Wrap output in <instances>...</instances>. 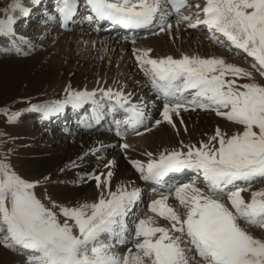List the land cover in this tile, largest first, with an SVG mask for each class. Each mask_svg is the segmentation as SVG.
Returning <instances> with one entry per match:
<instances>
[{
    "label": "snow or ice",
    "instance_id": "obj_1",
    "mask_svg": "<svg viewBox=\"0 0 264 264\" xmlns=\"http://www.w3.org/2000/svg\"><path fill=\"white\" fill-rule=\"evenodd\" d=\"M83 4L90 11L85 17L89 22L109 21L128 29L155 26L170 32L172 16L177 25H203L210 41L251 57V68L264 78V0H204L202 7L195 4V13L187 14L182 9L193 7L188 0H83ZM79 6L80 0H57L61 26L75 17ZM17 11L27 15L29 9L13 0L5 8L6 18L0 19V37L16 38L12 13ZM151 52L134 49L133 55L156 100L162 102V119L150 121L142 97L133 102L131 93L110 87L88 91L69 86L63 100L31 110L47 117L66 105L77 109L90 103L99 123L106 101L108 114H124L123 119L113 117L115 135L121 139L128 131L140 135L141 127L150 131L149 122L153 127L167 122L175 129L173 117L181 109L214 112L235 126L231 134L217 126L197 144L180 141L177 148L156 157L146 153V162L129 161L142 181L161 184L171 173L190 171L202 178V186L194 182L169 186L147 206L167 223L160 225L153 216L133 217L130 227L128 217L140 189L117 185L112 190L114 160L105 165L106 173L88 177L95 181L96 200L59 204L49 199L45 204L34 192L39 181L24 179L0 158V247L22 252L21 264H264V236L251 231L264 232V189L252 191L247 200L241 195L264 179V84L222 57L152 58ZM240 78L248 82L238 83ZM18 115L8 114V122ZM169 197L178 204L169 205ZM120 246H125L123 251Z\"/></svg>",
    "mask_w": 264,
    "mask_h": 264
},
{
    "label": "rangeland",
    "instance_id": "obj_2",
    "mask_svg": "<svg viewBox=\"0 0 264 264\" xmlns=\"http://www.w3.org/2000/svg\"><path fill=\"white\" fill-rule=\"evenodd\" d=\"M27 1L28 0H21L23 4ZM197 2L202 7L204 0H190V4H192L193 7H185L184 11H182L185 14L188 13L189 9L197 11V8L195 7ZM11 3H13V0H0V19L6 18L7 14L5 13V8ZM17 14L18 11L12 13V15L16 18L18 17V21H16L13 25L16 38L8 39L0 37V158H6L11 163L14 170L24 179L29 180L30 182L39 181L34 189V192L45 204H48L49 199L59 204H75L77 201H89L88 198H90L91 195L98 198L97 188L89 186V188L91 187L92 189H84V187L88 185L87 180L72 178V176L80 178L84 172L77 170L72 173L70 172L71 174H74L72 176H68L64 173V169L66 173H69L66 171L68 166L66 164H59V162L64 159L67 154H69V151L73 149V139L68 137L71 133L65 137L62 136L64 130L61 129H58V134L57 131L51 133L50 131H47L48 124H43L40 128V125H36L33 119L32 122H29V120L24 117L34 105H43L63 100L66 95L65 88L69 86L72 90L89 89L90 84L95 82V80L98 82L103 81L102 85H107L106 83L110 79L116 78L115 76H119L116 72L120 71L121 64L122 67L126 66L127 63L131 65H127L125 67L126 71L123 70L122 72L124 77H120L119 79V81H125L124 83H126L125 86H121L123 91L126 90L124 91L125 93L127 91H131L133 88L138 91L141 88V91H143V85H147L149 82H147V78L140 70L139 72H141L143 77H140V74L138 75L132 67V65L137 62L133 52H130L131 50L125 52L121 51L120 47H118V49H116L112 54H108V57L104 54L102 58L92 57L89 53L85 52V49L81 52L76 50L72 51L70 49L68 50V48L60 50L54 45V41L57 39L59 34H51L46 39L37 37L40 32L36 35L33 34L29 36V32H27L26 29L21 28L24 27L23 21L19 19L22 15L20 13L18 15ZM175 21V18H172V22ZM186 23L187 22L182 23L184 26L181 24V29L176 30V32L179 33V39L175 40L173 38L177 41L178 44H175L179 45V49L181 50L180 52H184L182 53L183 55L194 54L202 58H208L212 55L223 57L228 63L238 65L246 70L248 69V71L252 72L258 83L264 84V78L260 77L258 72L251 68V57H247L244 53L238 54L236 50H229L228 48L220 47L218 43L210 41L208 38L209 35L205 33L206 30L203 26L196 32L187 31ZM33 27L34 26L29 27L27 30L32 31V29H34ZM37 28L38 26L36 27V32L37 30H41L40 27L38 29ZM81 29H86V27L82 28V26H76L69 30L67 29L68 31L64 30V32L71 33ZM154 32L157 33L160 31L158 29ZM183 33L185 34V37L183 38L184 40L182 39L181 41L180 36ZM84 36L86 37L87 35ZM19 37H23L24 39L21 40ZM185 39H187V41L183 43ZM200 40L208 42L211 46V50L206 51V53L205 51L198 49L196 43ZM34 51L36 52L32 54ZM129 54H131L134 58L131 63L128 58H131L132 56ZM93 63H96L99 67L96 68V71L90 73L91 76H88L87 73L90 71H88L86 67L89 68L90 65H93ZM102 66H104L107 70L104 68L103 72V69L100 68ZM108 68H112V71L108 70ZM93 74H95V76ZM143 79L146 81L144 82ZM60 81H66L65 87L55 89L56 83ZM245 82L248 81L244 78H240L238 80V83ZM107 88L108 86L104 87V89ZM4 109L8 110L7 114ZM182 112L187 111H183V109H181L179 114L180 116L183 115ZM11 113H19L17 117L24 122H18L16 117L14 122L9 123L7 117L8 114ZM205 113L210 115L211 119L204 120L202 123L196 121L194 124L192 123L193 126L191 125L192 128L190 127V129L187 128V123H178L176 124L175 129L172 128L169 130L170 132H161L157 131V127H160V125L153 127L151 124L148 126L150 131L147 132H152L151 135L155 133L153 138L158 145L166 147L168 144H172V147L177 148L180 141H183L186 144H197V142L202 139L206 140L208 136L213 134L217 126H219L222 131L228 132L229 134H231V132L235 129L233 124L224 118L216 116L214 112L207 111ZM19 124H23V126ZM31 127L33 129H31ZM185 128L187 131H185ZM91 131L95 133H92ZM101 132L104 131H100V129H98L97 131H76L72 134H74V136L82 135L83 137H86L101 134ZM139 132L141 133L139 136H141L142 133H144V135L147 133L143 129ZM61 145L65 146L64 149H60L63 147ZM115 149L116 147L111 148V150L106 148L94 152L95 155L97 154L96 158L106 155V157H104L105 159H103L100 163L103 164L105 162L106 165L109 160L113 159V155L111 154ZM100 164L97 169L101 171L103 170V166ZM195 184L197 186H202L197 183ZM56 186L65 190V197L61 198V195H59L58 192H53ZM143 186L142 190L146 188L145 185ZM262 187H264V181H260L252 185L247 189V191H242L241 195L247 200L250 198L252 191H258ZM143 193L141 192L139 198V203H142V206L138 205V201L136 202L134 206L135 209L133 208L128 217L129 224L132 226V217H134L133 215L136 216L137 213V217L154 215L153 217L156 219L158 224L165 225L167 222L156 216L154 213L149 212L147 207L151 200L156 199L159 196L158 193L151 194V190H147V188L143 191ZM68 195H70V197ZM175 201V199L172 200V202ZM173 204L176 206L178 202L176 201V203ZM251 231L257 237L264 236V232H261L258 228L251 229ZM124 247L125 246H120L119 250L123 251ZM23 259H25V257L22 252L12 251L0 247V264H21ZM196 259L199 258L196 257Z\"/></svg>",
    "mask_w": 264,
    "mask_h": 264
},
{
    "label": "bare ground",
    "instance_id": "obj_3",
    "mask_svg": "<svg viewBox=\"0 0 264 264\" xmlns=\"http://www.w3.org/2000/svg\"><path fill=\"white\" fill-rule=\"evenodd\" d=\"M32 3L35 4L36 2H33V0H30L28 3H25L23 5L26 8L30 9L32 7ZM190 11L192 13L196 12L194 10H189V12ZM172 17H174V16H172ZM170 23L172 25L170 32L169 31L157 32V33L153 32L155 34L151 33V34H147L146 36H142V37H138V38H132L130 35H127L126 38H116L117 36L115 38H111V37L108 38V36L101 37L102 32L100 30H96L92 27L91 28L86 27V29H81V30L74 31L71 33L70 32H64V30L60 29V27H58L55 30L54 29L46 30L47 25H45V22H44V23H40L41 24V30H40L38 37L40 36V37H43L46 39L51 34H54V33H56L57 35L59 34L57 39L54 41V45L57 47V49L61 50L63 48H65V49L68 48V50L70 49L72 51L76 50V51H80V52L85 49L86 50L85 52L89 53L94 58H97V57L102 58L104 54L106 55V57H108V54H112L116 49H118V47H120L121 51H125V52H127L129 50H131L130 52H133L134 49L140 50V49L151 48L152 52L150 53V55L152 58H161V57H165V56H172L173 58H180V56L184 52H182V53L180 52L181 50L179 49V45L175 44V43H177V41H175V40L179 39V37H178L179 33L176 32V30L181 29L182 23L179 25H177L176 21L174 23L172 21H170ZM78 24H79V21H77V25ZM182 25L184 26V24H182ZM36 27L30 33L36 32ZM38 27H39V25H38ZM196 28L186 27L187 31H191V32H196L197 31ZM84 35H87V36L85 37ZM180 37H181V41H182V39L185 37V34L184 33L181 34ZM186 41H187V39H185V41H183V43ZM196 46L198 49L203 50L205 52L211 50L210 44L208 42H204L203 40L198 41L196 43ZM131 54H129V55H131ZM192 55H194V54H190L189 56H192ZM211 57H218V56L212 55ZM128 59H129L130 63L132 60H134L133 56L131 58H128ZM112 63H115V62H112ZM121 65H120V71L116 70L119 72V73L116 72V74L117 75L119 74V76H115L116 78L110 79L106 83L107 85H102L103 81L98 82L95 80V82H92L90 84V88L89 89L86 88V89L88 91H92L93 89L102 88V87L104 88V87L108 86V88L110 87L113 90H115L116 88H122L121 86H125L126 85V83H124L125 81H119V79H120V77H124L122 72H123V70L126 69L125 67L129 64L127 63L126 66H124V67H122ZM129 66H131V65H129ZM236 66H238V65H236ZM97 67H99V66L96 63H93V65H90L89 68L86 67V69L88 71H90L89 73H87L88 76H91L90 73H92L93 71H96ZM132 67L134 68V70L136 71V73L138 75L140 74L139 75L140 77H143L141 72H139L140 69L137 66V63L136 64L134 63L132 65ZM100 68L103 69L102 71L104 72L105 67L102 66ZM100 68H98V69H100ZM109 68H108V70L112 69V68L111 69H109ZM136 68L138 71L136 70ZM118 69H119V67H118ZM105 70H107V69L105 68ZM114 71H115V69H114ZM121 74H122V76H121ZM93 75L95 76V74H93ZM143 80H141V81H143ZM145 81L146 80H144V82ZM96 82H98V83H96ZM65 84H66V81H60V82L56 83V86L55 85L54 86H55V89L56 88H62V87H65ZM140 85H142V84H140ZM129 86L132 87L131 85H129ZM124 91H126V90H124ZM143 92L147 93L148 95L147 94L145 95ZM127 93H131V99L133 102L139 100L142 97L143 101L146 105V111H148V109H147L148 106L151 107V109L148 111V113L150 115V121L154 122L155 119H162L159 116V110L162 108V102L159 100H156L154 93L151 91V85L149 83H147V85H143V91H141V88L139 91L137 89L133 88L131 91H127L126 94ZM98 97H99V93H98ZM29 111L25 115L24 118L31 120V118H29V117H32L31 115H33L32 119L33 120L36 119V117H34V115H36V113L32 110H29ZM205 112H207V111L206 110L202 111L200 109H196L195 111H193L190 109L187 112H182L183 115H181V116L180 115L178 117L174 116L173 120H174L175 124H178V123L180 124L181 120H182L183 123H187V128L190 129L192 123L194 124L196 121H199L202 123V121H204V120L211 119L210 115H207ZM63 118L66 119L68 117H66V115H63ZM115 119H117V118H115ZM68 121H69V119H68ZM113 124L114 123H113V118H112L111 123L108 125L105 124L103 126V128L105 130H107L108 127L112 126ZM151 124L152 123L149 122V125H151ZM158 128H159V130H158ZM171 129H172V127L167 122H162L160 124V127H157V131H161V132L162 131L166 132V131H169ZM139 130H140V128L138 129V131ZM130 132H132V131H130ZM70 133H73V132H70ZM151 133L147 132L146 135H144V133H142L141 136H139V135H133L132 136L131 135V136H127V137H125L126 136V134H125L123 139H121L120 137H117L115 135V131H113L112 133L103 132L101 134H97V135H93V136H86V137H83L82 135L81 136H79V135L74 136V134H72V135L70 134L68 137L73 139V144H72L73 149H71V151H69V154H67V156L59 162V164L60 165L66 164L68 166L66 171L69 173L75 172L77 170L84 172V175L79 178L77 176H72L74 173L73 174L66 173L65 169H64V173L68 176H72V178L79 179V180H87L88 185L86 187H84V189H88V190L92 189L91 187L89 188V186H93L94 188H96L95 181L93 179H89L88 178L89 175L106 173L108 171V169L105 168V162L103 164H100L102 162V160L105 159L104 158L105 156H101V157L96 158L97 154L95 155V152H96V150L99 151V150H103L106 148L111 150V148L116 147L114 152L111 154V155H113L112 160L115 161L114 165L111 167V171H112L113 175H112L111 180H110V185H111L112 190H115L117 185H122L124 187H128L129 189L133 188V187L139 188L140 192H142V189L144 188L143 185H145L146 182L142 181L139 178V176H138L139 173H137L135 171V169L132 167V165L130 164L129 161L130 160H139L142 162H146L148 159L146 153L151 152L153 154V156L156 157L159 155L160 152L165 151V150H171L174 148V147H172L173 146L172 144H168L166 147H162V146L158 145L157 142L153 138L155 133L152 135H151ZM133 134H134V132H133ZM157 135H159V134H157ZM172 139H173V137H172ZM165 140H167V139H165ZM121 143H126L129 145V147L127 149L122 150L119 147V145ZM61 146H63V145H61ZM64 147L65 146L61 147L60 149H64ZM85 153H87V155H84ZM81 156L83 158L79 159V157H81ZM72 162H75V166H73ZM99 164L103 166V170H101V171L99 169H97ZM142 186H143V188H142ZM169 186H171V185L165 184L164 186H162V188L163 187L168 188ZM261 189H264V187H262ZM55 191L58 192L59 195H61L60 196L61 198L66 196L65 190L62 189L61 187L56 186L54 188L53 192H55ZM153 191H155V190H153ZM161 194H163V193L160 192L159 196ZM68 196L70 197V195H68ZM88 199H89V201H94L97 198H95V197H93V195H91V197ZM173 199H174V197H169V200L167 201V203L169 205L174 206L173 203H176V201L172 202Z\"/></svg>",
    "mask_w": 264,
    "mask_h": 264
}]
</instances>
